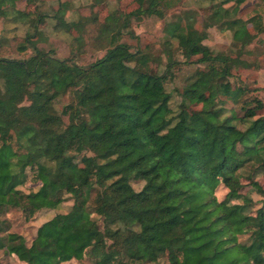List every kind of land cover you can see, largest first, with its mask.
Wrapping results in <instances>:
<instances>
[{
  "label": "trees",
  "instance_id": "obj_1",
  "mask_svg": "<svg viewBox=\"0 0 264 264\" xmlns=\"http://www.w3.org/2000/svg\"><path fill=\"white\" fill-rule=\"evenodd\" d=\"M6 1L19 0H0V16L12 7ZM132 1L133 9L118 6L98 19L105 52L87 64L37 45L42 13L14 16L31 17L34 29L18 48L33 51L0 55V214L17 207L30 218L66 193L72 203L43 221L30 242L0 218V249L22 264H264V101L245 96L250 88L238 73L252 65L242 56L264 31L263 13L242 17L245 0H209L201 27L188 14L165 22L156 54L121 38L132 32L131 15L163 17L178 0ZM69 7L59 1L56 29L82 32L98 18L68 20ZM210 26L231 31V52L205 42ZM73 40L81 46L82 33ZM179 64L193 69L174 111L166 81ZM67 92L58 112L54 101ZM27 168L38 187L24 191ZM252 192L263 200L250 209Z\"/></svg>",
  "mask_w": 264,
  "mask_h": 264
},
{
  "label": "rangeland",
  "instance_id": "obj_2",
  "mask_svg": "<svg viewBox=\"0 0 264 264\" xmlns=\"http://www.w3.org/2000/svg\"><path fill=\"white\" fill-rule=\"evenodd\" d=\"M59 1L62 0H37L34 2H26L25 0H19L12 3L6 1V4H10L12 7L8 10L7 14L0 16V55L7 57L23 58L29 56L33 49L28 44L25 50H20L18 45L23 41L27 32L33 31V25L31 17L24 15L15 17L19 10L28 11L30 15H37L42 13V17L38 19V32L33 37L37 45L44 49H53L57 56L65 57L72 55L79 63L87 64L90 61L101 56L105 52V41L100 40L96 35L99 28V20L110 13L114 8L120 7L125 11L131 10L136 6V2L132 0H101L94 2V0H69L70 7L65 13V17L68 20H77L81 15L87 16L96 13L97 20L95 22H86L82 32L72 27L71 31H64L62 29H56L53 24L55 17L53 12L58 6ZM209 0H178L172 7L168 8L163 17L157 15L150 16H138L131 15V29L132 32L124 35L121 40L129 41L130 43L138 46H143L145 49H151L154 53H162L163 39L165 32L163 26L166 21L172 20L178 15L184 16L186 14L193 15L196 19V23L201 27L203 19L207 18L209 12L208 5ZM207 5V6H206ZM242 7L248 10L242 14V17H247L253 10H258L264 15V0H245ZM208 36L205 42L212 48L220 49L224 52H231L233 46L231 44V31L228 29H218L216 26H210L207 28ZM82 33L83 42L81 46L77 47L73 40V35ZM132 45V48L135 46ZM250 52L244 54L242 57L248 59L251 62V67H241L238 73L244 77L245 83L250 88L245 96L250 97L252 95L260 96L264 101V31L250 43ZM174 57H180V53L176 44H173ZM141 66L140 62L135 63ZM193 67L188 64H179V67L174 68V74L166 81L167 90L171 92L170 105L174 111L177 110L178 104L181 101V95L179 89L185 83L186 76L192 71ZM234 79V78H231ZM235 81V80H234ZM1 93L4 94V87L0 83ZM48 91L47 89H44ZM71 94L67 92L60 95L54 101V105L58 112L61 111L63 105L70 99ZM23 102H27L24 100ZM200 104H195V107H199ZM237 111H241L239 104L235 105ZM264 111V109H262ZM66 120L67 117L63 116ZM14 125L17 124V119L14 115L10 117ZM241 126L245 124L239 120L236 121ZM89 153V151H87ZM27 179L19 185L24 191L30 189H36L38 183L34 181L31 169L27 168ZM260 181H263L262 176H257ZM131 183L135 189H139L143 181L140 179H131ZM249 186V185H248ZM248 186L246 188H248ZM227 191V188L220 184L215 193L218 198H222ZM253 198L256 200L252 203L250 209H253L262 204V196L259 193L252 192ZM49 203V202H47ZM72 198L70 194L66 193L65 198L55 207H44L37 210L30 218H25L24 214L17 207H10L8 210L0 214V218H5L9 223V229L15 230L23 234L28 242L31 241L36 233L37 227L46 219L50 218L56 212L66 211ZM89 215L96 221L102 224V217L93 211H89ZM244 236H242L243 238ZM88 261L77 262L74 259L65 260L63 264H84ZM162 262V258L159 259ZM0 263L7 264H22L19 258L14 254L3 252L0 249ZM142 264H157L155 261H144Z\"/></svg>",
  "mask_w": 264,
  "mask_h": 264
}]
</instances>
